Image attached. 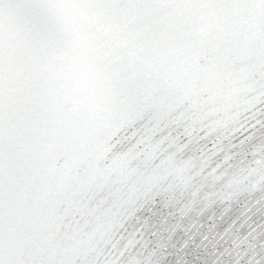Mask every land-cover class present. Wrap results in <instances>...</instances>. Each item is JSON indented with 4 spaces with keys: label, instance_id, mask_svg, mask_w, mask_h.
<instances>
[{
    "label": "snow or ice",
    "instance_id": "snow-or-ice-1",
    "mask_svg": "<svg viewBox=\"0 0 264 264\" xmlns=\"http://www.w3.org/2000/svg\"><path fill=\"white\" fill-rule=\"evenodd\" d=\"M0 264H264V0H0Z\"/></svg>",
    "mask_w": 264,
    "mask_h": 264
}]
</instances>
